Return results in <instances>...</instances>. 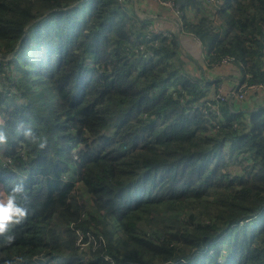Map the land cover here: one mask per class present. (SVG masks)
Returning a JSON list of instances; mask_svg holds the SVG:
<instances>
[{
	"label": "trees",
	"instance_id": "16d2710c",
	"mask_svg": "<svg viewBox=\"0 0 264 264\" xmlns=\"http://www.w3.org/2000/svg\"><path fill=\"white\" fill-rule=\"evenodd\" d=\"M155 1L208 68L231 60L236 96L118 0H0V65L22 75L0 88V184L22 183L28 209L0 264H264V106L246 104L264 85V0Z\"/></svg>",
	"mask_w": 264,
	"mask_h": 264
},
{
	"label": "crops",
	"instance_id": "0c3cea01",
	"mask_svg": "<svg viewBox=\"0 0 264 264\" xmlns=\"http://www.w3.org/2000/svg\"><path fill=\"white\" fill-rule=\"evenodd\" d=\"M130 11L137 15L146 17L150 20V23L152 26H154V29H157L162 32H171L175 33L179 37V29L177 25V18L174 11L166 6H161L157 1L155 0H134L132 4H128ZM193 61L189 59H184V61L187 63V69L191 73V75H196L199 77H202L200 74L198 68L199 64H202L204 67L203 76L206 78H210V82L213 83L216 80H221L223 82L221 84H227L228 82L232 81L233 79L237 78L238 75L234 72V70L231 69V67H221L211 70L206 66L204 61L202 59H197L193 57ZM198 65V66H196ZM230 68L232 70V77H227L226 71H229ZM212 88V93L215 92L214 87ZM252 97V98H251ZM250 100L246 103L249 104L250 101H252L249 106L250 109L261 107L264 105V96L261 94L259 97H253L250 96Z\"/></svg>",
	"mask_w": 264,
	"mask_h": 264
},
{
	"label": "clouds",
	"instance_id": "9594fccd",
	"mask_svg": "<svg viewBox=\"0 0 264 264\" xmlns=\"http://www.w3.org/2000/svg\"><path fill=\"white\" fill-rule=\"evenodd\" d=\"M133 1L134 0H131L126 5L128 6V4L130 3L132 4ZM179 40H180V36H179ZM239 86L240 85H238V88ZM258 108L259 107L253 109H258ZM31 134H32V130L30 128L25 130L26 136H30ZM6 139L7 138L2 133H0V143H4ZM44 143L45 141L41 139L39 141V146L43 147ZM23 192H24V186L22 183L14 184L7 194L5 193L3 185L0 184V236L4 237V241L7 244H11L15 238L10 231L12 226L19 223L28 214V209L17 202L18 194H22Z\"/></svg>",
	"mask_w": 264,
	"mask_h": 264
},
{
	"label": "built area",
	"instance_id": "2783aa9c",
	"mask_svg": "<svg viewBox=\"0 0 264 264\" xmlns=\"http://www.w3.org/2000/svg\"><path fill=\"white\" fill-rule=\"evenodd\" d=\"M118 1L121 4H127L131 0H118ZM161 4L163 6H167L168 8L172 9L174 11V13L176 14V16H177L178 10L172 4H170V3H162V2H161ZM151 28H152V31L154 33H158V34H162L163 36L171 37L170 32L159 31L157 29H154V26H151ZM148 37L151 38L152 36L149 35ZM180 43H181L182 49H184L185 53H188L189 55H191V56H193V57H195L197 59L204 57V55H203L204 52L202 51L201 45H200V43L198 42L197 39H195V38L191 39V38H188L186 36H180ZM193 44H194V46H193ZM232 66H233V64L231 63V60L228 59V60L224 61V63L222 65L216 66L215 68L232 67ZM238 85H240V82L236 78L233 79L232 81L228 82V87H227L226 91H225V89H224L222 84L219 85L218 96L227 95L228 93L232 97L236 96V94L238 93V90H237L238 89ZM241 87H243V86H241ZM249 91H252V92H257V91L259 92L260 91L264 95V85H252V86H250ZM242 92H244V93L238 95L239 99H243L244 98V94L247 92V90L245 89Z\"/></svg>",
	"mask_w": 264,
	"mask_h": 264
},
{
	"label": "rangeland",
	"instance_id": "374dc122",
	"mask_svg": "<svg viewBox=\"0 0 264 264\" xmlns=\"http://www.w3.org/2000/svg\"><path fill=\"white\" fill-rule=\"evenodd\" d=\"M161 6H163V5H161ZM190 18L193 19V16H190ZM193 46H194V44H193ZM0 51L2 53V55L0 56V61L1 62H5V63L8 64L11 61H13L12 53H9V52H7L4 49H0ZM182 51H183V53H185L184 49H182ZM183 53H182V56L188 58V56L185 55L186 53L185 54H183ZM13 66H14V63H12L10 65L9 70H6L4 67H2V65H0V88H3V86H6V88L8 90H11V88H13V84L21 82L22 75L16 69H14ZM21 66L22 67H27V65L24 62L21 64ZM31 67L32 66H29V68H31ZM2 77H5V80H2ZM28 86L29 85L26 84V87H28ZM19 91H20L21 94H23L26 91V89L23 86H20L19 87ZM7 95H9V94H7ZM9 97H10L9 105H11V107H14L15 102L18 101V100L13 95H9ZM11 111H12V109H10L9 112H11ZM8 118H10L9 113L6 114V118H1L0 122L5 123L4 121L7 120ZM5 133L7 135H12L13 134L11 128H6L5 129ZM6 147H7L6 143H0V160L2 162H7L6 158L3 156V153H4L5 149H6ZM80 244H81L82 248H84L86 246V244H84L83 242H81ZM223 248L224 249L227 248V240L226 239H225V243H224ZM45 263H47V260H46V262H43V261L38 262V264H45Z\"/></svg>",
	"mask_w": 264,
	"mask_h": 264
}]
</instances>
